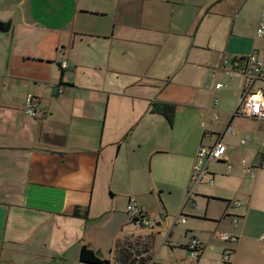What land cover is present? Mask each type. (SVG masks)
I'll list each match as a JSON object with an SVG mask.
<instances>
[{
  "label": "crops",
  "instance_id": "obj_1",
  "mask_svg": "<svg viewBox=\"0 0 264 264\" xmlns=\"http://www.w3.org/2000/svg\"><path fill=\"white\" fill-rule=\"evenodd\" d=\"M263 5L0 0V24L8 27L0 32V264H86L83 247L116 264L118 244L146 236L153 237L152 263L163 264L153 253L160 224L136 226L126 208L133 199L151 220L174 194L183 195L179 225L188 226L179 247L193 238L201 244L194 261L183 248L185 261L221 264L230 250L233 264H264V121L252 147L233 140L240 132L230 112L222 111V132L209 123L212 113L219 121L214 99L223 87L215 84L228 78L236 96L242 88L243 79L231 83L239 73L225 70L259 54ZM253 90L264 93V81ZM28 95L38 100L35 118L23 111ZM152 104L175 106L172 123ZM218 142L223 160L202 161L194 183L198 150ZM225 232L237 241H222Z\"/></svg>",
  "mask_w": 264,
  "mask_h": 264
},
{
  "label": "built area",
  "instance_id": "obj_2",
  "mask_svg": "<svg viewBox=\"0 0 264 264\" xmlns=\"http://www.w3.org/2000/svg\"><path fill=\"white\" fill-rule=\"evenodd\" d=\"M256 38L264 39V5L260 16V21L256 29ZM226 65V63H225ZM231 71L225 70V73L230 76L233 73H239L243 76V85L240 90L239 98H238V107L235 111L234 116L264 121V93L261 91H254V84L258 81H264V56L259 57L258 55L252 54L244 60H235L231 63ZM66 68V63L63 62L61 64V69ZM223 86L220 83L215 84V89L219 90ZM215 105H217V99H214ZM38 108V100L30 95H28L24 100V108L23 111L25 115L31 118L36 117V112ZM218 119L217 116H214V120ZM226 133L232 134L234 133L233 128L228 126L226 128ZM247 139L244 138L241 140V144L246 146ZM226 152V147L218 142L214 146L210 148L201 147L197 154L196 159L197 163H195L192 171V180L194 183H198L200 181V177L203 173V169L201 167V162L206 161H215L219 162L223 160ZM263 162L264 166V148L262 150ZM242 166L245 167L246 172L249 174L251 178H254L253 169L250 166H247L245 161H242ZM232 167L227 166V172H231ZM209 185H213V181L210 180ZM236 207L237 203L234 204ZM127 213L130 217L132 223L136 226H140L142 228H148L151 226V222L147 215H145L142 210L137 206L133 199L129 200L127 205ZM181 224L185 223V219L182 218L180 220ZM234 226L237 225L238 219L234 218L232 220ZM220 238L224 242H236L238 239L237 235H232L230 233H221ZM186 252L187 259L190 261L197 260L200 256L201 252V244L197 239H191L186 244ZM155 264V263H151ZM221 264H233V251H225L222 256Z\"/></svg>",
  "mask_w": 264,
  "mask_h": 264
},
{
  "label": "rangeland",
  "instance_id": "obj_3",
  "mask_svg": "<svg viewBox=\"0 0 264 264\" xmlns=\"http://www.w3.org/2000/svg\"><path fill=\"white\" fill-rule=\"evenodd\" d=\"M229 1V0H228ZM228 6V2L226 4ZM256 38V35H255ZM257 39V38H256ZM257 46H258V51L259 54L258 56H264V40L261 39H257ZM235 61V60H234ZM231 66L227 69V71H231ZM233 78L234 80L231 81L233 86H237V83L239 80L243 79V76L241 74H233L232 76H230V78ZM226 78V77H225ZM221 84L223 85V88L221 91H219L215 96V99H217V105H218V109L220 111L219 113V121H212L214 115H218L217 113L215 114H211L210 115V121L209 123L211 124L210 128L214 131H219L222 132V130L225 129L222 119H223V113L222 111L226 110L228 112H230V114H233L234 116V112L236 111L237 107H238V96L235 95V93L233 92V89H230V81L228 80V78L226 79H221ZM234 81V82H233ZM242 85H243V80H242ZM241 85V86H242ZM213 102V99H212ZM223 111V112H224ZM261 124L259 121H252V120H248L246 118H242V117H235V121L232 124L234 129H236L238 132H240V135L233 137V140L237 141L239 140V138H246L248 141L247 143V147H252L253 146V141L252 138L254 137V131H257L259 129L258 125ZM177 132V129H176ZM176 134V133H175ZM210 170H213V166L214 162L210 163ZM204 166V165H203ZM203 169V168H202ZM207 177V176H205ZM201 179V177H200ZM202 187H207L206 185H200ZM199 188V186L197 187V189ZM167 195V194H166ZM165 195V196H166ZM175 197V198H174ZM171 195L170 200L168 202L164 201L165 206H163V204H158V206H156V210L159 212V210L161 211V215H157L154 216L153 219H151V226L153 229L156 228L155 227V223L158 222L160 224V234L159 235H155V240H154V246H153V253L156 257L157 260H161L163 262V264H190L187 261H185L184 257H186L185 252H183V247H179V245H184L187 241V238L184 237V232L185 229L188 228V226L185 225H179V220H180V216L179 214V210L181 208V202H183V195L181 196H176L174 194ZM190 208V204L188 206ZM186 211H187V207H186ZM190 217H186V220L189 221ZM148 227V228H150ZM147 237V236H146ZM145 237V239H143L144 241L147 239ZM171 238V239H169ZM142 240V241H143ZM141 241V242H142ZM169 242V243H168ZM132 244H134V240L131 241ZM169 244H173L175 245L178 250L176 252H172V248L171 246H169ZM235 243H232V246ZM137 250H139V247L137 248ZM185 254V255H184ZM174 256L173 259V263H170L168 261H170ZM176 256V257H175Z\"/></svg>",
  "mask_w": 264,
  "mask_h": 264
},
{
  "label": "trees",
  "instance_id": "obj_4",
  "mask_svg": "<svg viewBox=\"0 0 264 264\" xmlns=\"http://www.w3.org/2000/svg\"><path fill=\"white\" fill-rule=\"evenodd\" d=\"M151 107L154 113L162 115L169 123H172L176 110L175 106L168 104H152ZM74 215L80 217L82 214L78 211H75ZM83 215H87V212H85V214ZM152 244H153L152 236H149L145 241L138 243L136 242L135 244H129V243H124L122 245L118 244L114 250L115 263L116 264H151ZM138 247L139 250H137ZM183 248L186 250V246ZM79 260L81 263H86V264H109L108 261L101 259L95 252H93L92 250L86 247H83L81 249Z\"/></svg>",
  "mask_w": 264,
  "mask_h": 264
},
{
  "label": "water",
  "instance_id": "obj_5",
  "mask_svg": "<svg viewBox=\"0 0 264 264\" xmlns=\"http://www.w3.org/2000/svg\"><path fill=\"white\" fill-rule=\"evenodd\" d=\"M7 31H8V27L3 28L2 24H0V32H7ZM57 90H58V86H55L53 88V92L52 93L56 94ZM156 225H159V224H156Z\"/></svg>",
  "mask_w": 264,
  "mask_h": 264
}]
</instances>
